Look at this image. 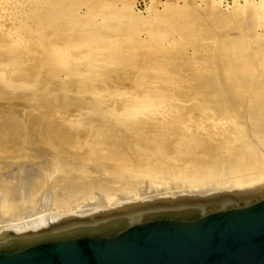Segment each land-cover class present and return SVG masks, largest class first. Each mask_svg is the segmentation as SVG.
<instances>
[{
	"label": "rangeland",
	"instance_id": "rangeland-1",
	"mask_svg": "<svg viewBox=\"0 0 264 264\" xmlns=\"http://www.w3.org/2000/svg\"><path fill=\"white\" fill-rule=\"evenodd\" d=\"M46 1L0 0V230L264 185V0Z\"/></svg>",
	"mask_w": 264,
	"mask_h": 264
},
{
	"label": "water",
	"instance_id": "water-1",
	"mask_svg": "<svg viewBox=\"0 0 264 264\" xmlns=\"http://www.w3.org/2000/svg\"><path fill=\"white\" fill-rule=\"evenodd\" d=\"M0 233V264H264V187L152 197Z\"/></svg>",
	"mask_w": 264,
	"mask_h": 264
},
{
	"label": "bare ground",
	"instance_id": "bare-ground-1",
	"mask_svg": "<svg viewBox=\"0 0 264 264\" xmlns=\"http://www.w3.org/2000/svg\"><path fill=\"white\" fill-rule=\"evenodd\" d=\"M26 3V2H25ZM123 4V3H122ZM120 5V4H119ZM34 7V6H33ZM119 7V6H118ZM103 8V7H102ZM68 9H69V6L66 4V2H65V0H47L46 1V4H45V7H44V9H43V12L44 13H46L44 16V18L45 19H50V20H56V19H65L66 20V18H67V13H68ZM108 10V9H107ZM39 11V10H38ZM119 12V11H118ZM114 13V12H113ZM40 14V13H39ZM150 14V13H149ZM165 14V13H164ZM18 15V14H17ZM31 15V14H30ZM29 15V16H30ZM33 15V14H32ZM41 15H43V14H41ZM39 16V15H38ZM136 16V15H135ZM154 17H155V14L153 15ZM156 16H157V14H156ZM33 17V16H32ZM95 17V16H94ZM93 17V18H94ZM180 17V16H179ZM19 18V17H18ZM22 18V17H21ZM160 18V17H159ZM14 19V18H13ZM135 19V18H134ZM138 19V18H137ZM137 19H135V20H137ZM143 19V18H142ZM163 19V18H162ZM172 19V18H171ZM171 19H170V21H171ZM49 20V21H50ZM161 20V19H160ZM167 20V19H166ZM30 21V20H29ZM57 21V20H56ZM51 22V21H50ZM53 22H55V21H53ZM162 22V21H161ZM21 23V22H20ZM45 23H47V22H45ZM49 23V22H48ZM102 23V22H101ZM174 24V23H173ZM150 25V24H149ZM19 26V25H18ZM25 26V25H24ZM57 26V25H56ZM30 27V26H29ZM40 27V26H39ZM63 27V26H62ZM149 27V26H148ZM45 28V27H44ZM144 28V27H143ZM172 28V27H171ZM174 28H176V27H174ZM18 29V28H17ZM52 29V28H51ZM169 30L170 29H168L167 31L169 32ZM174 30H176V29H174ZM173 30V31H174ZM50 31V30H49ZM6 32H8L7 30H6ZM169 33H171V32H169ZM168 33V34H169ZM3 34V33H2ZM16 34V33H15ZM15 34H13V35H11V34H9V32L6 34H4L6 37H13ZM36 34V33H35ZM15 38V37H14ZM7 39V38H6ZM13 39V38H12ZM8 42V41H7ZM11 43V42H10ZM51 46V45H50ZM60 48H61V46H60ZM60 48H58V47H53V49H54V51H55V53H57V54H61V53H63L62 52V50L60 49ZM48 53V52H47ZM95 53V52H94ZM73 53H71V55H72ZM90 54V53H89ZM77 55V54H76ZM69 56V55H68ZM73 57V56H72ZM71 58V57H70ZM88 59V58H87ZM66 60V59H65ZM77 61V60H76ZM85 61V60H84ZM78 62V61H77ZM96 63V62H95ZM74 64V63H73ZM93 64V63H92ZM241 64V63H240ZM239 64V65H240ZM66 66V65H65ZM92 67V66H91ZM246 67V66H245ZM238 69V68H237ZM96 70V69H95ZM254 70V69H253ZM248 71V70H247ZM229 72V71H228ZM246 73V72H245ZM243 74V73H242ZM255 74V73H254ZM249 84V83H248ZM259 90V89H258ZM258 90H255V92L256 91H258ZM262 91H264V88L263 89H261ZM261 90H259V92H256V93H252V96H254L255 97V95H263V93L261 92ZM253 94H255V95H253ZM240 95V94H239ZM251 96V97H252ZM253 97V98H254ZM257 98V97H256ZM258 99V98H257ZM158 101V100H157ZM156 101V102H157ZM254 101H255V99H254ZM256 101H258V100H256ZM144 102V101H143ZM146 103V102H145ZM251 103V102H250ZM140 104H142V103H140ZM144 104V103H143ZM153 104V103H152ZM159 104V103H158ZM217 104V103H216ZM237 104V103H236ZM239 104V103H238ZM256 104L258 105V107L256 106ZM256 104H254L253 106H255V107H257L256 109H257V111H259V110H262L261 111V113H260V115L262 114V113H264V107H259V106H264V104L263 103H259V102H256ZM147 105V104H146ZM133 106V105H132ZM136 106V105H135ZM154 106V105H153ZM205 106V105H204ZM219 106V105H218ZM134 107V106H133ZM139 107H141V106H139ZM145 107V106H144ZM227 107V106H226ZM232 107V106H231ZM237 107H238V105H237ZM135 108V107H134ZM136 108H138L137 106H136ZM249 108H250V106H249ZM252 109V108H251ZM136 110H138V109H136ZM138 112V111H137ZM260 112V111H259ZM264 117V116H263ZM206 119H207V117H206ZM189 120V119H188ZM187 120V121H188ZM204 120V119H203ZM210 120V119H209ZM207 121L208 123H209V125H210V121ZM181 121V120H180ZM186 121V122H187ZM192 121V120H191ZM198 121V120H197ZM206 121V120H205ZM258 121V120H257ZM185 122V121H184ZM190 122V121H189ZM194 122H195V120H194ZM219 122V121H218ZM263 122H264V120H263ZM183 123V122H182ZM191 123V122H190ZM202 123V122H201ZM211 123H214V122H211ZM181 124V123H180ZM185 125V124H184ZM201 126H202V124H200ZM207 125V124H206ZM208 125V127H211L212 125H210L209 126ZM180 125H178V127H179ZM204 128V127H203ZM187 130H188V128H187ZM229 139V138H228ZM226 141V140H225ZM233 141H234V139H233ZM232 147V146H231ZM224 148V147H223ZM257 148V147H256ZM240 149V148H239ZM253 149V148H252ZM252 149H250L249 148V150H252ZM253 151V150H252ZM250 152V151H249ZM255 153V152H254ZM150 154V153H149ZM240 154V153H239ZM243 154H244V152H243ZM242 154V155H243ZM248 154H252L251 152L250 153H248ZM241 155V154H240ZM245 155V154H244ZM249 156V155H248ZM251 156H253V155H251ZM254 156H256V155H254ZM226 157V156H225ZM250 157V156H249ZM248 157V158H249ZM257 157V156H256ZM111 158V157H110ZM245 158V157H244ZM247 158V159H248ZM254 158V157H253ZM241 159V158H240ZM251 159V158H250ZM263 159V158H262ZM235 160V159H234ZM244 161L245 160H243V162L240 160V162H242V164L240 165V166H238V167H242L243 168V170H245L246 168L244 167L247 163L245 162V164H243L244 163ZM251 162V161H250ZM197 163V162H196ZM238 163V162H237ZM200 164V163H199ZM254 164V163H253ZM173 165V164H172ZM203 165V164H202ZM248 165V164H247ZM250 166V165H249ZM254 169H255V167H254ZM153 170V169H152ZM247 171H248V168H247ZM261 171H263V170H261ZM231 173V172H230ZM235 174V173H234ZM247 175L246 176H243L244 175V173H243V175H242V177H243V179L244 180H251V179H254L253 177H254V175L252 174V175H248V173H246ZM257 174V173H256ZM114 176V175H113ZM261 176V175H260ZM109 177V176H108ZM257 178H259L258 176H256ZM63 178V177H62ZM191 178V177H190ZM225 178V177H224ZM212 179V178H211ZM240 179V178H239ZM193 180H195V179H193ZM193 180H191V182L193 181ZM224 180V179H223ZM242 180V179H241ZM240 180V181H241ZM189 181V180H188ZM215 181V180H214ZM220 182V181H219ZM241 182H243V181H241ZM32 183V182H31ZM217 182H215V183H211L212 185H211V187L213 188V187H215V184H216ZM223 183V182H222ZM118 184V183H117ZM195 184V183H194ZM226 185V184H225ZM100 186V185H99ZM203 187H204V185H203ZM264 187V185H259V186H253L252 188H246V189H257V190H261L262 188ZM161 188V187H160ZM162 189V188H161ZM113 190H115V189H113ZM158 190H159V188H158ZM212 190V189H211ZM118 191V190H117ZM124 191V190H123ZM126 191V190H125ZM129 191V190H128ZM119 192V191H118ZM121 192V191H120ZM119 192V194H117L115 197H117V198H120V197H123V193H126V192H121L120 193ZM155 193H158L159 195L161 194V195H166V194H164V192L163 193H161L160 191L159 192H156V191H154ZM115 193V192H114ZM38 194V193H37ZM197 194H201V193H197ZM109 195V194H108ZM127 195V194H126ZM125 195V196H126ZM168 195V194H167ZM179 195H187V194H179ZM191 195V194H190ZM3 196V195H2ZM68 196V195H67ZM74 195H72V194H70L68 197H62L61 199H59V200H57L58 201V203H55L56 204V206H57V208H53V207H51V208H53V213L55 214V212H58L57 211V209L61 212V211H65V210H67V209H69V208H71V205L73 204V203H76L78 200H76V199H74V197H73ZM124 196V197H125ZM167 197H171V196H167ZM28 198V197H27ZM126 198H127V196H126ZM126 198H124V199H126ZM121 199V198H120ZM34 200V199H33ZM36 200V199H35ZM101 200V199H100ZM99 199H97V200H95L93 203H97V202H99L100 201ZM4 201V200H3ZM3 201H1L0 200V202L2 203ZM7 201V200H6ZM6 201H5V203H6ZM56 201V202H57ZM109 201V200H108ZM133 202H135V201H133ZM9 203V202H8ZM35 203V202H34ZM54 203V202H53ZM101 203V202H100ZM128 203H131V202H128ZM10 204H12L11 202H10ZM25 204V203H24ZM98 204V203H97ZM123 204H127V202L126 203H123ZM2 206H1V208L3 207L4 209H3V214L5 215L4 216V219H3V222L4 221H6V222H8V223H10V224H12L13 226L12 227H15L16 229H19L20 228V226H22L21 228H23L24 226L25 227H27V226H29V225H33V224H37L38 222H36L35 223V220L32 218V217H30L32 214H33V210H32V208H33V206H32V208H29V209H25L26 211L24 212L25 213V218H24V220L23 221H20L19 220V218L17 219L16 217L17 216H15V218H13L12 217V215L13 214H11V209H12V206H14V205H12V206H10V205H7V204H5V205H3V204H1ZM76 205V204H75ZM74 205V206H75ZM92 205V204H91ZM122 205V204H121ZM55 206V205H54ZM94 206H96L97 207V205L96 204H94ZM93 206V207H94ZM120 206V205H119ZM16 207V206H15ZM86 207V206H85ZM39 208V207H38ZM87 209V208H86ZM90 209V208H89ZM107 209V208H106ZM13 210V209H12ZM80 211V210H79ZM13 212V211H12ZM0 213H2V212H0ZM49 213H51L50 211H49ZM15 215V214H14ZM51 216H53V215H51ZM68 216V215H67ZM3 217V216H2ZM40 218V217H39ZM58 218H61V217H58ZM58 218H53V219H51V218H49L46 222H45V224L46 223H48L49 221H52V220H56V219H58ZM39 222H41V221H39ZM32 229V228H31ZM3 230H6V231H21V230H11V229H3ZM2 230H0V232H1ZM1 234V233H0Z\"/></svg>",
	"mask_w": 264,
	"mask_h": 264
}]
</instances>
